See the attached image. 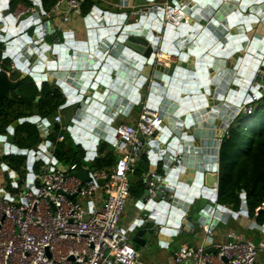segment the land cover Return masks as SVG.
I'll use <instances>...</instances> for the list:
<instances>
[{
  "label": "water",
  "instance_id": "1",
  "mask_svg": "<svg viewBox=\"0 0 264 264\" xmlns=\"http://www.w3.org/2000/svg\"><path fill=\"white\" fill-rule=\"evenodd\" d=\"M9 1L0 0V55L13 66L0 70V105L9 93L18 95L25 78L39 91L56 89L64 100L69 140L92 158L99 145L111 143L121 115L143 101L158 110L166 150L157 154L153 149L149 172L156 173L162 162L164 190L171 199L145 204L141 196L140 219L130 230L134 248L161 247L164 237L170 242L187 227L197 231L229 218L244 230L260 229L250 225L255 217L243 223L245 195L233 213L217 204L215 186L220 140L264 73V0H176L184 14L176 27L162 23L164 12L154 0H144L152 9L143 16L94 7L84 39L54 28L51 15L42 10L16 18ZM157 53L171 59L157 63ZM15 71L22 74L17 79ZM33 115L5 127L7 136L0 133L4 155L25 156L29 168L34 151L14 146L13 133L33 122L46 140L48 123L39 120L37 104ZM51 165L62 167L54 158ZM88 171L93 169L81 168L73 176L84 182ZM206 247L215 253L209 243Z\"/></svg>",
  "mask_w": 264,
  "mask_h": 264
},
{
  "label": "built area",
  "instance_id": "2",
  "mask_svg": "<svg viewBox=\"0 0 264 264\" xmlns=\"http://www.w3.org/2000/svg\"><path fill=\"white\" fill-rule=\"evenodd\" d=\"M173 1L164 0L158 6L164 12L162 23L176 27L184 14L182 7L169 4ZM82 5L83 0H54L53 9L65 7L63 22H66L69 15H80ZM150 9L133 8L130 15L143 16ZM15 16L21 17L16 13ZM167 58L162 61H168ZM155 60L159 63L160 53ZM263 96L262 78L258 90L238 109V115H251L252 105ZM53 122L60 123V117L54 116ZM58 140L63 141L64 136ZM109 146L116 156L114 167L108 172L93 171L84 182L73 176L80 170L75 164L65 170L56 168L50 164L51 156L34 152V161L44 163L39 173L28 176L16 195L0 189V264H143L140 252L130 243L129 232L119 222L130 196L129 179L140 159L145 156L151 163L153 149L157 154L166 150L158 110L142 104L133 124H117ZM10 182L17 188L18 178L13 173ZM141 182L145 204L167 200L161 174L148 170ZM98 193L103 198L95 203ZM140 222L145 224L143 220ZM209 226L200 228L206 242L214 247V254L207 253L206 246L184 245L174 251L169 264H264V259L259 260L264 242L253 244L228 232L224 242L212 244L214 227Z\"/></svg>",
  "mask_w": 264,
  "mask_h": 264
},
{
  "label": "crops",
  "instance_id": "3",
  "mask_svg": "<svg viewBox=\"0 0 264 264\" xmlns=\"http://www.w3.org/2000/svg\"><path fill=\"white\" fill-rule=\"evenodd\" d=\"M42 1L43 0H10L8 3H9L10 11L15 12L16 14H19V16H21L20 19H23L27 16H30L33 13H37L39 11L41 12V10L44 11L46 15H51V20H52L54 28L61 30V31H64V32H68L70 34H73L74 37H76V39H84L85 22H86L87 16L90 14V12L93 14L95 13V11L93 10L94 7H97L102 12L110 11V12H113L116 14H129L130 15L133 8H142V7L149 6V4L144 0H132V1H130V0H128V1H126V0H83V4L84 3L85 4H84V6L82 5L80 15H78V16L69 15L68 20L66 22H63L64 12L66 11V9H64L62 7V8H59L58 11H55L53 9L54 6L52 8H50V3H52V1H54V0H47V4H46L47 7H43ZM175 1L176 0H174L173 2H170L169 4L172 5L173 3H175ZM163 3H164V0H154V4H156V5H161ZM88 6H89V8H88ZM86 7H87V9H86ZM26 10H29V11L26 12ZM47 21L48 20H46V22ZM164 57H167V55H164ZM0 59H1V55H0ZM2 63L4 65L1 64L0 68H5V70H7V71H8V69H6V68L13 66L9 60H4ZM21 75L22 74L20 72L15 71V76L17 78H19ZM17 78H14V79H17ZM262 78L264 79V73H263ZM25 81L26 82H21L19 84V86L17 88L18 95L15 96L13 93H9L7 98L5 99V101L6 100H14V101H18V102H25V101L29 100L30 96H32V95L34 96L33 101H32L33 107L31 105V107L29 109H27V110H31V108H32V111H29V113L27 112L26 114H23L19 117H21L20 119H28V118L35 117L33 115V110H34V104H37L39 120H43V119L45 120L46 119V122L48 123V127H47L48 136H47L46 140H42L40 135H39V131L37 130L36 125L33 124V122L28 123L30 125H34V127L38 131V137L40 139L38 141L35 149H32V151H34V152L38 151L37 148L39 149L40 147H42L44 149L41 152L43 155H48V156H51L52 158H54L52 155L53 145L49 140L50 134L53 132V130H52L53 127H57L55 133L53 134L55 136V138H57V140H58V137L62 135L65 137V139L63 140V143L66 145V147L75 148L73 143L70 140H68V135L66 133L65 121L67 119V116H66V111L62 110L63 105L59 106L58 109L56 110V112L54 113V115H52L51 117L43 118L41 115L42 110L40 108V95H39L40 91L37 90L36 84L31 79L25 78ZM47 87L50 88L49 86H47ZM55 91H56V89H55ZM253 92H255V91L253 90ZM19 93L21 96H19ZM144 103L147 104L145 101H143L141 103V105ZM2 105H3V103L0 105V108L2 107ZM22 107H24V106H22ZM140 107L141 106L132 107L127 112V114L125 116L121 115L119 117L120 119L118 122L119 123L123 122V123L133 124L136 121L137 114L140 111ZM7 110L8 111H7L6 115L4 116V118H5V122H9V123H13L17 120H20V119L13 120L12 115H11V117H8L9 114L14 113L15 111L18 112V114H21L19 112H22V110H24V112L27 111V110H25V107H24V109L12 107V108H9ZM10 112H12V113H10ZM7 114H8V116H7ZM24 116H26V117H24ZM54 116L60 117V123L53 122ZM22 124H25V123H22ZM22 124L18 125L17 127L21 126ZM228 129H229V127L224 132L223 137L226 135ZM4 135L7 136L6 134H4ZM15 138H16V129H14V133H13V140L14 141H15ZM41 140L44 142V144ZM221 140H220V142H221ZM14 146H16L15 142H14ZM100 146L101 145H99L97 147L95 155L93 158L91 156H88L83 151L84 152V154H83V165L81 166V168L93 169L92 164L94 163V160L97 157H99V156L104 157V155H107V154L109 155L110 153H112V150L108 144H103V147H100ZM15 157H18V156L17 155L13 156L10 154L4 155L2 148H0V189H2L3 191H5L6 193H8L11 196L16 195V193L24 187V184L26 183L24 181H27L28 176L31 177L32 175L38 174L40 167L44 165L43 162L41 164V161H38V162L33 161L32 162L33 165H32V168L30 167L31 168V170H30V168L26 165L27 158L25 156H23V157H25V161H24V166L21 167V171L23 172V170H24V172H23L24 177L21 178L17 174V171L10 169L9 165H8L10 159L15 158ZM37 163H40L41 166L39 165L40 167L37 170H35V166ZM60 165L62 167L68 166L65 164H60ZM148 166L150 168V162L149 161H148ZM162 167H163L162 162L161 161L157 162V172L158 173H161ZM7 168H9L11 170V172L15 176H17V178H18L17 188H15V186H13L12 183L10 182V177L12 176V174H10L7 171ZM93 171H95V170L93 169ZM27 172H29L30 174L28 175ZM89 172L90 171H88V173ZM241 195L244 196L245 194L242 193V194H240V196ZM102 198H103L102 193H98L97 198L95 200V203H97V202L100 203ZM140 199H141V197L140 198H134L130 195L126 204H125L124 211H123L121 218H120L119 225L121 226V228H123L124 230H127L129 232L130 238L132 236L130 230L136 224V222L140 219V215H141ZM240 201L242 203L241 198H240ZM241 203H240V207H241ZM232 212L237 213V212H234L233 210H232ZM254 217L256 218V216H254ZM244 221H245V222H243L244 224L252 221V218L248 216V211H247V217L244 218ZM255 221H256V219H255ZM255 221H254V225H252V223L250 224L251 227L257 226ZM149 226H151V225H147V227H149ZM257 227H259L260 229H257L254 227L252 229L244 230L243 228H240L238 226V224L235 223L231 218H229L227 220L226 224L217 223L216 226L214 228H212L213 229L212 230V233H213L212 234V244L224 242L226 240V235L228 232H234L235 234H237L242 239L248 240V241L252 242L253 244H257L259 242H264V225L263 226H257ZM168 239H169L168 237H164V242H163L161 247H159L156 244L151 249L142 248V247L135 248L138 252H140L141 262L143 264H169L174 251L176 249H178L180 246L185 245L187 247L193 248V247H199V246H207V244H208L206 242L207 238L205 237V234L200 227L197 229V231L193 230V229H189L187 227V230L183 232L182 236L171 238L170 242H168ZM173 248H175V249H173ZM144 255H147L148 257H145ZM262 259H264V252L261 253L260 257H259V260H262ZM187 264H190V263H187Z\"/></svg>",
  "mask_w": 264,
  "mask_h": 264
},
{
  "label": "trees",
  "instance_id": "4",
  "mask_svg": "<svg viewBox=\"0 0 264 264\" xmlns=\"http://www.w3.org/2000/svg\"><path fill=\"white\" fill-rule=\"evenodd\" d=\"M50 3V2H49ZM47 0L42 1L43 7H47ZM85 4V3H84ZM83 4V6H84ZM54 6V1L50 3V8ZM89 8V6H88ZM87 9V7H86ZM40 108L43 118H49L64 104V100L59 92L51 90L46 86L39 93ZM19 96L20 93H19ZM33 95L25 102L14 100H6L3 102L0 111L7 113V109L16 107L29 109L33 107ZM24 106V107H22ZM253 111L251 115H238L235 122L229 127L226 135L222 138L219 154H218V182H217V204L228 206L234 212L240 209V194H245V203L248 211V216L253 218L256 216V225H264V96L252 105ZM31 110L24 112H10L7 114L13 120L20 119L21 115L29 113ZM0 112V113H4ZM0 120V133L4 134L5 127L11 123L5 122L4 116ZM26 117V116H24ZM57 127H53V132L50 134V142L53 145L52 155L60 164L72 165L75 164L77 169H81L83 165L84 152L80 148H68L63 143L59 142L53 135ZM65 139V137H64ZM38 131L34 125L28 123L22 124L16 128L15 144L21 150L35 149L38 141ZM69 140V138H68ZM100 147H103L101 145ZM105 157V158H104ZM104 157H97L92 164V168L97 171L108 172L116 163V156L113 151ZM25 157L18 156L10 159L9 168L16 170L17 174L23 178ZM42 164V162H41ZM37 163L35 170L40 166ZM149 169L148 160L143 156L133 175L130 176V195L134 198H140L144 193V185L141 182V177L147 173ZM161 174V173H159ZM257 208H260L256 211Z\"/></svg>",
  "mask_w": 264,
  "mask_h": 264
},
{
  "label": "rangeland",
  "instance_id": "5",
  "mask_svg": "<svg viewBox=\"0 0 264 264\" xmlns=\"http://www.w3.org/2000/svg\"><path fill=\"white\" fill-rule=\"evenodd\" d=\"M1 63H2V60L0 59V65H1ZM0 112H4V111H0ZM4 113H6V112H4ZM4 113H0V120L3 119V118H1V117H3ZM116 125H117V124H116ZM144 256H145V257H148L147 255H144Z\"/></svg>",
  "mask_w": 264,
  "mask_h": 264
},
{
  "label": "bare ground",
  "instance_id": "6",
  "mask_svg": "<svg viewBox=\"0 0 264 264\" xmlns=\"http://www.w3.org/2000/svg\"><path fill=\"white\" fill-rule=\"evenodd\" d=\"M164 55H165V54H161V60H165V59L167 58V57H164ZM167 59L170 60L171 58L168 57ZM255 91H256V90H255Z\"/></svg>",
  "mask_w": 264,
  "mask_h": 264
},
{
  "label": "flooded vegetation",
  "instance_id": "7",
  "mask_svg": "<svg viewBox=\"0 0 264 264\" xmlns=\"http://www.w3.org/2000/svg\"><path fill=\"white\" fill-rule=\"evenodd\" d=\"M2 65H4L3 63H1ZM9 68H11V67H9ZM7 69V68H6ZM0 70H5V68H0ZM15 74V73H14ZM14 78H17L16 76H14ZM13 78V79H14ZM18 88V87H17Z\"/></svg>",
  "mask_w": 264,
  "mask_h": 264
}]
</instances>
